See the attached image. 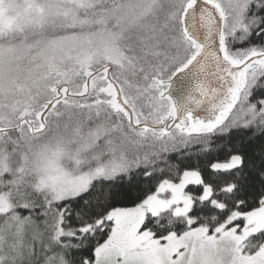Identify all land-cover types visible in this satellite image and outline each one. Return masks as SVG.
Masks as SVG:
<instances>
[{"label":"snow or ice","instance_id":"6c2138e0","mask_svg":"<svg viewBox=\"0 0 264 264\" xmlns=\"http://www.w3.org/2000/svg\"><path fill=\"white\" fill-rule=\"evenodd\" d=\"M0 264H264V0H0Z\"/></svg>","mask_w":264,"mask_h":264}]
</instances>
